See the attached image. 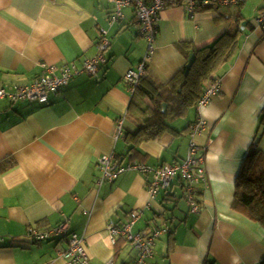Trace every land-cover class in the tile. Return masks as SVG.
Wrapping results in <instances>:
<instances>
[{"label": "crops", "instance_id": "0c3cea01", "mask_svg": "<svg viewBox=\"0 0 264 264\" xmlns=\"http://www.w3.org/2000/svg\"><path fill=\"white\" fill-rule=\"evenodd\" d=\"M113 10L106 0H0V89L30 87L43 65L81 69L97 54L102 29L110 41L98 73L77 75L47 103L0 98V264H67L59 253L68 238L35 243L28 237L30 228L45 231L65 221L84 240L90 264H131L137 257L132 244L119 238L113 245L106 227L110 220L127 222L134 211L144 212L135 233L165 230L148 264H264V227L235 204L245 159L252 148L264 150V28L255 21L264 0L193 16L182 5L163 11L145 75L161 91L177 84L192 52L227 33L236 41L214 73L220 94L169 119V131L138 145L128 134L139 130L142 117L130 110L124 76L137 69L149 45L132 7L110 24ZM198 118L207 123L198 143L206 149L208 178L199 186L198 214L191 213L179 179L154 201L138 172L98 184L105 155L151 167L182 162Z\"/></svg>", "mask_w": 264, "mask_h": 264}, {"label": "built area", "instance_id": "2783aa9c", "mask_svg": "<svg viewBox=\"0 0 264 264\" xmlns=\"http://www.w3.org/2000/svg\"><path fill=\"white\" fill-rule=\"evenodd\" d=\"M114 6L113 14L110 17V24L117 23L124 18L123 10L134 7L136 18L140 25V34L148 42L149 50L145 59L139 64L136 70H129L124 76V82L133 95L140 85L141 78L147 73V61L154 53V43L158 33V22L164 10L171 6L182 5L189 15L207 9H217L239 5L246 0H106ZM179 1L180 3H177ZM256 25L264 28V12L256 18ZM110 41L107 30L102 29L97 42V54L84 62L81 69L75 66L56 67L54 65H43L44 72L33 82L30 87H18L12 91L0 89V98L19 101H30L45 104L49 100L50 93H58L67 86L77 75L86 73L94 75L98 73L100 65L106 62V53ZM221 92V81L211 82L198 101L197 108L200 110L207 106L212 98ZM207 123L203 118H198L190 130V144L186 158L179 163L151 167L145 163L131 161L120 164L116 156L105 155L99 160L101 177L98 184L113 182L127 172H138L147 178V191L151 201L156 200L161 191H167L172 184L179 179L184 183L185 200L191 213L198 214L201 211V203L197 199L199 186L208 183L206 170V149L198 143V138L203 135ZM119 136L123 135V123L120 121L117 126ZM144 215L143 211L131 212L127 222L117 223L110 220L106 230L109 233L112 244L116 245L119 238L128 241L137 252L136 259L131 264H148L153 258L155 247L160 237L165 233L164 229L156 228L148 232L133 231L136 223ZM28 237L33 242L51 241L55 238H68L67 249L59 253L60 258L67 264H90V259L83 245L84 240L78 234L70 232L69 224L65 221L56 228L41 231L30 228ZM107 264H113L108 262Z\"/></svg>", "mask_w": 264, "mask_h": 264}, {"label": "trees", "instance_id": "16d2710c", "mask_svg": "<svg viewBox=\"0 0 264 264\" xmlns=\"http://www.w3.org/2000/svg\"><path fill=\"white\" fill-rule=\"evenodd\" d=\"M179 1L177 3H180ZM132 8L134 9V7ZM138 26L140 27L139 24ZM235 41L236 35L227 33L220 37L210 48L196 52V61L190 72L186 74L187 67H185L177 78L179 80L175 82L177 84H173L171 90L161 91L155 85V81H152L154 77L151 79L150 76L141 78L140 85L133 94L130 110L132 114H139L142 118L140 119L139 130L135 134H128L129 142L138 145L144 140H155L161 137L171 129L169 119L181 117L187 109L197 106L205 91L206 84L214 80V73L217 68L231 55ZM176 89L181 90V92ZM146 98H150L152 102L147 101ZM163 104L168 107L166 112L163 110ZM262 124H264V118ZM190 130L189 135L191 134ZM131 150L135 151L136 155V147H132ZM135 155L132 154L131 159ZM131 161L137 160L132 159ZM235 204L244 209L253 220L264 227L263 150L252 148L245 159L236 181Z\"/></svg>", "mask_w": 264, "mask_h": 264}, {"label": "water", "instance_id": "95a60500", "mask_svg": "<svg viewBox=\"0 0 264 264\" xmlns=\"http://www.w3.org/2000/svg\"><path fill=\"white\" fill-rule=\"evenodd\" d=\"M195 61H196V55L194 52H192L190 55H189V59H188V63H187V71H186V74H188L190 72V69L192 68V66L195 64ZM166 105H164L165 107Z\"/></svg>", "mask_w": 264, "mask_h": 264}, {"label": "rangeland", "instance_id": "374dc122", "mask_svg": "<svg viewBox=\"0 0 264 264\" xmlns=\"http://www.w3.org/2000/svg\"><path fill=\"white\" fill-rule=\"evenodd\" d=\"M262 149H264V147H261ZM264 151V150H263Z\"/></svg>", "mask_w": 264, "mask_h": 264}]
</instances>
